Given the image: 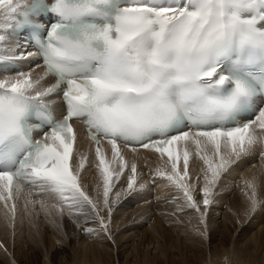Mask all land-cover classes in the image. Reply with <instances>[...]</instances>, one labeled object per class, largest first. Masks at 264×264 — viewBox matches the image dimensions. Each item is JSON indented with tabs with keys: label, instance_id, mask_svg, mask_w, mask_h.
<instances>
[{
	"label": "snow or ice",
	"instance_id": "obj_1",
	"mask_svg": "<svg viewBox=\"0 0 264 264\" xmlns=\"http://www.w3.org/2000/svg\"><path fill=\"white\" fill-rule=\"evenodd\" d=\"M45 14L54 22L45 23ZM22 32L25 55L39 58L42 74L0 72V201L5 208L13 201V217L17 194L39 189L61 201V212L85 214L88 206L111 240L101 211L111 216L114 177L129 168L121 145L167 157L171 173L156 175L197 212L186 183L189 144L206 168L205 209L233 163L258 146L264 161V0H0V65L24 58L13 51ZM49 77L55 82L45 87ZM57 98L66 112L59 120L52 115ZM73 120L96 145L100 206L80 185L86 158L75 166ZM34 132L42 138L34 140ZM102 140L111 146V161ZM130 172L117 200L138 191L136 164ZM246 184L255 212L256 185Z\"/></svg>",
	"mask_w": 264,
	"mask_h": 264
},
{
	"label": "bare ground",
	"instance_id": "obj_2",
	"mask_svg": "<svg viewBox=\"0 0 264 264\" xmlns=\"http://www.w3.org/2000/svg\"><path fill=\"white\" fill-rule=\"evenodd\" d=\"M13 51L14 53L18 52L19 56L24 57L23 59H19L18 63L26 69V72L32 73L33 79L38 78L42 74L41 67L34 63L36 57H27L25 55L26 50L20 42ZM11 75L15 76L16 74ZM4 78H7V75ZM53 82L54 80L49 77L45 81L44 86H50ZM60 105L61 101L57 98L55 103H53V108L59 115H62L63 111ZM257 131L259 132L260 130L257 129ZM101 144L107 159L111 161L112 152L110 148L104 142ZM188 148L192 155L189 160V178L186 183L190 186L195 201L203 209V198H198L199 196L197 195L198 193H202L205 184L204 176L206 168L203 161L195 155V146L189 144ZM260 151L261 148L258 146L249 155L241 157L239 161L233 163L226 172L221 174L218 183L222 189L218 191L216 189V195L214 197L211 195L210 199L212 202L214 198L219 197V201H222L218 203L217 207L214 205L215 208L212 209L216 214L215 217L211 215L207 218L204 212H197L188 205L183 192L172 182L156 175L158 169H164L171 173V165L167 163V157L161 159L157 153L147 150H139L135 153L124 150L123 156L129 168L118 179L114 177V185L123 178L125 185L119 189H114V186L112 187L109 198H112L115 203H112L111 216L109 217L107 209L101 211L105 222L109 223L112 239L109 240L106 237H101L103 231L99 233L97 232L98 230H95V234L97 232L96 235L99 236L100 234L101 236L98 237L99 243L93 244L94 240L89 239L90 236L94 235L89 234L90 236H88L85 231L87 228L83 226L82 228L84 229L82 231L84 230L85 233L81 230L79 232L80 243L77 245L78 250L76 251L75 249L74 255L70 256L66 254L64 246L61 248L62 244L60 242L62 240L60 233L49 229L48 233L46 232L48 248L53 249L56 245L61 244L58 246L60 252L56 251L55 254L66 256L58 259V264H158L159 257H163L164 264H171L168 253L179 250L178 243L171 241L173 234L185 236V238H182L192 241L191 247L193 246L198 251L199 247L194 244V241L197 242V238H200V235L207 238L211 237V234L213 235L214 233L220 236L219 242L222 243L227 240L225 235H231L229 227L226 228L227 225L229 226L230 224L233 228V223H235L237 227L242 228L246 227L247 223H250V228L243 231L240 236H233L229 246L225 247L222 244L218 247V250L210 252L209 258L206 257V260H201L199 264H264V241L260 240V236L264 234V178L257 175L259 166L262 167L261 165H263L262 168H264V161L260 158ZM95 153L96 145L85 136L83 127L76 124V142L73 150V159L76 162L75 166L78 167L82 157L86 158L85 166L80 171V185L89 197L100 206L103 202V181L97 168L98 161ZM256 161H259L261 165H257ZM133 163L137 166L136 187L138 191L142 192V196L136 202L150 200L152 205L135 210L138 214L134 211L132 213L129 212L130 215L128 216L125 215V210H128L135 202L127 200L121 202L122 198L120 197L117 200L116 193L121 191V189H127L128 177L131 175L130 166ZM113 167L116 171H119L118 165H114ZM180 170L182 171V161ZM149 174L158 176L156 181L150 180ZM151 181L157 184V187L154 189H150L147 186V183ZM246 181L254 182L257 199L261 202L255 212L249 211L251 190L247 187ZM173 185L175 188L171 189ZM28 191V189H25L23 193L17 194L14 201L15 217H13L11 212L13 201L8 202V208H5L4 202L0 201V246H2L0 247V255L3 258H9L11 264H17V261L20 259L21 251L24 247L22 245L23 237L32 225V219L30 218H33V216L31 217V215L36 214L35 216L37 217L38 212L42 210L49 212L54 207L53 205H58L59 207L61 205V201L50 193L33 189L31 190L32 195L29 197ZM173 196L181 197L183 201L185 200V203L175 199L178 203L174 201L173 203L175 204L171 205L170 200ZM29 199L35 201V204H29ZM41 201L44 203L43 208L41 207ZM120 202L123 203L121 205L124 210H117L121 206L118 204ZM164 212H167V214ZM68 213L74 220L79 219V215L76 214L75 209L69 210ZM48 214L44 213L40 218L43 216L48 220V217H46ZM202 214L203 222H201ZM253 215H257L258 219L251 223L250 219ZM177 218L180 219V226L178 227L176 226ZM48 221L50 222V220ZM173 225L174 227L176 226L175 229ZM88 227L91 228L89 225ZM99 238L103 241H99ZM111 246L114 247L111 251L102 249V247L109 249Z\"/></svg>",
	"mask_w": 264,
	"mask_h": 264
},
{
	"label": "rangeland",
	"instance_id": "obj_3",
	"mask_svg": "<svg viewBox=\"0 0 264 264\" xmlns=\"http://www.w3.org/2000/svg\"><path fill=\"white\" fill-rule=\"evenodd\" d=\"M256 164L261 165V163H259V161H256ZM261 166L263 167V165H261ZM262 167L259 166V170H258L259 172L257 175L264 178V168H262ZM149 175H150L149 176L150 180L153 179L154 181H156V179L158 178V176H156L154 174H149ZM123 179H121L120 182H117L114 185V189H119L125 185ZM147 186L150 189H154L155 187H157V184H155V182L151 181L150 183H147ZM220 187H221L220 184L217 182V184L215 185V187L212 190V196L213 197L216 195V192L218 190L222 189V187L221 188ZM173 188H175L174 185L172 186L171 189H173ZM216 189H217V191H215ZM122 191H124V190L121 189V191H119V192H122ZM115 192H117V190H115ZM141 193L142 192H140V191H136L131 195H122L121 196V198H122L121 202H124L126 200L135 202L129 208L130 210L129 209L125 210V212H126L125 215L129 216L130 213H132V211H134L136 214H138V212L135 210H139L140 208H144V207L147 208V207H150L152 205L150 200L145 201V202H142V201L136 202L142 196ZM197 196H199L198 198H201V197L204 198L202 193H198ZM218 198L219 197L214 198V200H213L214 202L212 201L209 205L210 207L208 206L206 208V210H204L205 208L203 205V209H201L202 210L201 212H204L205 216L207 218L211 215L213 217H215L216 214H215V212L212 211V209L217 207L219 205L218 203H220V201H222V200L219 201L220 198L219 199ZM109 199L111 201H113L112 198H109ZM175 199H177L178 201L181 200L180 202L185 203L184 202L185 200L183 201V199H181V197L173 196V198L170 200V202L172 203L171 205L178 203V201ZM174 201H175V203H173ZM121 202L118 204L123 205V203H121ZM114 203H115V201H113V204ZM122 205L120 207H118L117 210H124ZM214 205H215V207H214ZM180 206H183V205H180ZM132 207L134 208V210ZM59 208L60 207L58 205H55L51 209V211H49V212H45V210H42V211L38 212L39 214H37V217L35 216L36 214L31 215V217L33 216V218H30V219H32L31 220L32 225L29 227L28 231L25 233V235L23 237L22 245H24V247H23V250L21 251V256H20V259L17 261V264H58V262H59L58 259L66 256V255H56L55 254L56 251L60 252V248L58 246L62 244L61 248L63 246L65 247L64 249H65L66 254L73 256L75 249H76V251L78 250L77 245L80 243L79 242V232H80V230L82 231V229H84V228H82L83 226H85V228L88 229L89 228L88 225H89V226H91V229H94L96 231L98 230L97 232H99V233L102 232V230L100 228H98L100 226L98 224L99 222H97V220L93 219L95 214L91 212V209L88 206H85V208H84L85 214H77L76 213L77 215H79L78 220H74V218H72V216L69 215L68 209L64 208L63 212H61V211H59ZM32 213H34V212H32ZM44 213L50 214V215L49 214L46 215V217H48V220H50V222L48 220H46L43 216L40 218V216L43 215ZM164 213L167 214V212H164ZM228 216L231 217L230 214H228ZM256 216L255 215L252 216V218L250 219L251 223L254 221H257L258 216L257 217ZM176 220H177L176 226L178 227V226H180V219L177 218ZM95 222H96V224H94ZM92 224H93V226H92ZM233 224H234L233 228H232V225H230V224H229V226L228 225L226 226V228L229 227V229L231 230V232H230L231 235L230 234L225 235V237H227V240L223 241L222 243L219 242L220 236L216 235L214 233H213V235L211 234V237L209 236L207 238H204V236L200 235V238H197V242L194 241L195 242L194 244L199 247L198 251H196L197 249H194L193 246L191 247L192 241L188 240L187 238L184 239L185 236L173 234V236H172L173 238L171 239V241L178 243L179 250L171 251L168 253V257H169V260L171 261V264H183L182 262H184L186 264H199L201 262V260H203V259L206 260V257L209 258L210 252H212L213 250H218L219 249L218 247H220L222 244L225 247L229 246V244L232 241L231 239H233L234 235L240 236L243 233V231H246L248 228H250V225H251L250 223H247L246 227L239 228L235 225V223H233ZM168 227H170V226H168ZM173 227H174V225H173ZM175 227H174V229H175ZM49 229L55 230L56 233H60L62 241L60 242L61 244L56 245L57 248H56V246L53 249L48 248L49 246L47 244L46 232L48 233ZM229 229H227V230L229 231ZM82 232L85 233L84 230ZM97 232H96V234H97ZM96 234L94 233L93 234L94 236H92V237L88 234V236H90L89 240H94L93 244L99 243L98 242L99 236L102 235L101 237H105L104 233H101V235L99 234V236H97ZM182 237H184V238H182ZM260 238H261L260 239L261 241H264V234H262L260 236ZM96 239H97V243H96ZM101 240L102 239L99 238V241H101ZM104 242H107V241H104ZM113 248H114L113 246H111V248H109V249H107L106 247H102V249H106V251L107 250L111 251V250H113ZM164 263H165V261H164L163 257H159L158 264H164ZM0 264H11V261L9 260V258H7V257L3 258L0 255Z\"/></svg>",
	"mask_w": 264,
	"mask_h": 264
}]
</instances>
